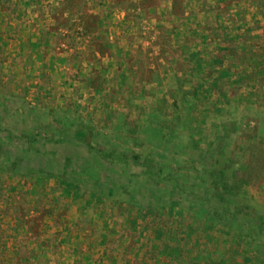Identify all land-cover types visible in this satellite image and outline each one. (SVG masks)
<instances>
[{"label": "rangeland", "instance_id": "obj_1", "mask_svg": "<svg viewBox=\"0 0 264 264\" xmlns=\"http://www.w3.org/2000/svg\"><path fill=\"white\" fill-rule=\"evenodd\" d=\"M24 1L0 0V125L4 130L13 136L22 132L44 136L50 129L48 134L57 136L59 130L73 131L84 125L92 131L88 134L93 144L121 147L125 142L122 144L117 132L125 115L141 120L137 127L146 135L151 133L146 118L155 117L162 107L174 111L172 103L177 96L188 135L204 142L229 135L231 146L223 162L228 161L237 140L241 146L249 138L256 143L252 153L260 169L254 170L256 183H248L245 190L257 214L264 216V0H249L259 8L262 30L255 29L256 25L247 28L242 18L232 16L233 3L226 2L217 8L223 10L217 19L204 20L211 25L203 32L194 18L189 25L174 20L194 16L195 2H202V10L207 11L211 0H107L109 13L103 21L102 16L86 15V0H61L56 22L52 17L55 24L43 19V33L30 23L35 16L19 9L17 4ZM34 6L31 3V10ZM54 10L49 7L39 12L48 19L56 15ZM98 21L103 23L101 29ZM45 37L48 42L37 56L32 45L45 42ZM241 49L244 51L238 53ZM253 59L259 62L253 63ZM176 77L190 82L179 86ZM191 102L196 103V109L189 112ZM25 112L33 113L27 118ZM6 136V131H0L1 139L6 141ZM71 139L68 144L43 141L40 151L22 140L7 142L14 156L22 158L24 169L56 168L62 172L68 161L72 178L87 182V186H91V178L104 181L107 168L102 161L75 137ZM151 139L155 142L154 136ZM154 142L150 154L168 164L176 165L184 157L189 162L199 154L195 146L177 154L176 142L168 150L164 145L157 148ZM187 142L191 144L190 138ZM204 147L203 143L201 149ZM134 150L141 152L142 148ZM243 151L238 156L242 165L249 158V151ZM208 161L207 155L197 168L203 171ZM128 166H123L122 183L133 191L140 187V192L147 191L141 177L129 180L130 174H140L142 168ZM0 167H4V159H0ZM25 172L0 173V264H161L182 248L161 226L155 225L144 237L139 210L129 206L124 196L111 207V201L99 193L82 194L78 183L54 179L44 183L28 178ZM117 174L115 170L109 173L111 178ZM171 187L169 182L153 186L149 193L155 196L146 201L168 199ZM139 200L146 204L140 196ZM213 204L220 207L215 198ZM181 209L172 204L162 216L165 222L180 221L177 226L183 238L198 242L194 224L202 220L203 238L216 246L218 255L233 257V264H264V227L244 221L237 226L243 230L240 238L231 239L209 223L206 211L197 209L190 217ZM121 234L126 237L119 240ZM214 249L209 254H215ZM193 260L204 264V257Z\"/></svg>", "mask_w": 264, "mask_h": 264}, {"label": "trees", "instance_id": "obj_2", "mask_svg": "<svg viewBox=\"0 0 264 264\" xmlns=\"http://www.w3.org/2000/svg\"><path fill=\"white\" fill-rule=\"evenodd\" d=\"M34 46L33 44L32 48H34ZM0 52H2L1 46ZM201 59L202 57L199 54L198 60ZM189 82L190 81L185 77H176V83L179 86H183ZM175 94H178V92ZM179 94H181V92H179ZM174 96L175 95H173V97ZM178 103V97L175 96L172 103L174 111L168 112V109L166 110L162 107L157 110L158 112L155 117L152 118L148 116L146 118V124L149 127L148 130L151 129V133L146 135H142L138 130L137 126L139 125L137 124L141 120H138L130 114L125 115L123 118L124 122L117 132L118 136L123 140L122 144L125 142L121 147L109 143H104V145L101 143L98 145L93 144L92 141H90L91 136L88 134L91 130L87 129L84 125H75L76 128L73 131L69 129H65V132L59 130L57 131V136L54 133L48 134L50 133V129H48L45 133L46 135L44 134L47 138L41 136L40 133L33 134L31 132L29 134L22 132L18 136H13V134L4 130L0 125V131H6L7 134L6 141L0 138V159H4V167H0V173H13L19 175L22 171H26L25 175L28 176V178H39L44 183L49 179H54L57 182L63 183H78V186L80 184L82 187L80 188L82 194L86 193V196H89L93 191L99 193L105 200L111 201L109 205L111 207H113V204L115 206L117 201L121 203L119 200H121L123 196L126 197L127 200H129V202H127L128 205L130 204L129 206L139 210L141 223L144 229V237L150 235V230L152 231L155 225L161 226V229L164 228L162 229L163 233L168 236L173 234L174 237L177 238L176 242L180 245L177 246L179 248L182 247L178 253L168 256V260H164L161 264H174L175 262L179 264H200V262L196 263L193 257L196 259L204 257V264H233V257L226 258L224 255H218L219 251L214 249L216 246L208 244L203 238L202 230L204 228V221L196 220V224H194V230L199 235L198 242H195L194 240L183 238V236L180 235L181 229L177 226L180 221L176 223L171 220L165 222L162 215L169 211L172 204L175 205V209L178 211L183 208L186 215L190 217L195 214L197 209L203 212L206 211V217L209 223L211 222V224L220 231L228 233L231 239L235 237V239L240 238V233L241 231L243 232V230H239L237 226H240L244 221L259 224L262 229V227H264V216L257 214L254 206L248 199L249 194L245 190V186L248 183H256L257 177L254 175V170L260 169L258 161L254 153H252L253 146L256 145V143L253 142L252 138H249L250 140L247 143L245 142L244 146H241V142L239 143L237 140L235 144L236 146L239 145L240 148L234 146L231 151L232 155L231 153L229 154L228 161L223 162V160L227 158L226 153L231 146L229 135L222 134L221 136H216L214 139L206 140V142L194 138L192 136L193 134L188 135L184 130L186 118H184V115L179 114ZM188 106L189 112L196 109V103L191 102ZM35 110H33V112H35ZM33 112H25L24 115L30 118ZM156 127L157 130H155ZM152 129L155 131L153 132ZM72 136L75 137L78 143L86 147L88 153L98 157V159L102 161L103 167L107 168V170L103 169L106 171L104 181H102V177L96 179L91 178L89 181L91 186H87V182L83 183L72 178L71 175H69V171L72 172L73 170L70 168L67 160L66 166L62 172H56V168L50 170L40 168L36 170L32 167H27L24 169L21 166L22 158L14 156L13 152H11L8 147V142L17 139L26 142V145H29L33 149L35 148L34 150L40 151L39 145L42 144L43 141L52 144H68L72 140ZM153 136L155 142L151 139ZM188 138H190L191 144L187 142ZM7 140L9 141L7 142ZM128 141H130L131 146H128ZM153 142L155 144L157 143V148L163 147L164 145L167 150L176 142L179 148L177 154H180V151L182 149L186 150V148H188L187 151H192V148L195 146L199 150V154L189 159L190 164L184 159L185 157L183 158L184 161L176 165L172 163L168 164L165 163V160L162 158H157L150 154L151 149L149 146ZM203 143L205 147L201 149ZM132 146L134 149L142 148V151L137 152ZM243 150L249 151V158L246 163L242 165L239 154H244ZM145 152H148L150 155H145ZM207 155L209 161L206 163L205 168L203 167V171H200L197 165H199L198 163ZM129 164L142 168L140 174H130L129 180L133 181V179H139L141 177V182L147 188V191L143 190L140 192L139 190H141V187L137 191H133L130 190L127 184L122 183L121 176L125 175V171L122 170L124 169L123 166L129 167ZM113 170L118 171V174L114 178H111L109 173ZM192 171H194L195 174H192ZM166 182L172 185L168 199L157 198V202L146 201V198L149 200L155 196L154 193H149V190L152 189L153 186L161 187L162 183ZM85 184L86 186H84ZM50 191L53 193L55 189L53 188V190ZM139 196L146 201L145 205L140 202ZM161 196H163L162 193ZM214 198L218 201L221 208L214 207ZM186 200L188 204L183 207V203ZM233 202H235V204ZM125 230L129 231V228H125ZM125 237V235L121 234L118 239L121 240ZM184 246L186 248H184ZM211 249L215 250V254H209V250ZM106 251H109V249L107 248Z\"/></svg>", "mask_w": 264, "mask_h": 264}, {"label": "crops", "instance_id": "obj_3", "mask_svg": "<svg viewBox=\"0 0 264 264\" xmlns=\"http://www.w3.org/2000/svg\"><path fill=\"white\" fill-rule=\"evenodd\" d=\"M60 1L61 0H56L55 2H53V0H50V1L49 0H26L24 2H19L17 5L19 6V9L21 7L24 8L23 11H25V13L27 11H29V12L32 13V15L35 16V18H33L32 20H30V23H34V26L37 24L34 27V29L35 30H38L39 29V31H41V33H43V31H44L43 26L46 25L45 23H48L49 22L52 26L55 24L56 18L60 14V12H59V9H60L59 8V6H60V3L59 2ZM211 1L210 2H211V5L212 6L210 5L207 11L202 10L203 9V3L202 2L201 3L200 2H195L194 3L195 4L194 5V7H195L194 9L196 10V13H195L194 16L181 17V18H178V20H174V22L180 21L182 24L189 25L188 23L191 22V19L192 18H194L195 19V25L197 27H201L203 29L202 30V32H203L204 31V28H206L207 25L208 26L211 25V24H207V22H205L204 20H206L208 18H210V20H212L213 18L217 19L218 18V13L220 11H223V10H220V9H217V8L219 6H224V4L226 2H228V3H231L232 2L233 3L232 6L234 7V14H232V16H234L235 18H239V17L242 18L241 23L244 24L245 26H247V28L250 27V26H252V25H254V26L256 25L255 29H259V30H262L263 29L262 28V22H263L262 16H259V14L257 12V10L259 8L257 7V9H255V7L252 6V4H251V2L249 0H245L243 2L242 1H238V2L235 1V2H233L232 0H211ZM31 3L32 4H35V6H34V8L32 10H31ZM85 4H86V12H87L86 15L95 14V15H98V16H102L100 18V20L102 19V21H103L104 16H107L108 13H109V12H106V8L108 6L107 0H86V3ZM184 5H186V4H184ZM184 5H183V8L186 7V10L189 9V8H187V6H184ZM250 5L252 6L251 9L249 8ZM242 6L245 7V10H242ZM258 6H260V5H258ZM28 7L30 8L29 10H28ZM49 7H50L51 11L53 9H55L53 11V13L56 14V15H52V16L50 15V18L51 19L50 18L47 19V16H44L43 17V13L41 15L40 12H39L41 10L42 11H46ZM168 7L170 8V6H168ZM246 8H249L250 10L249 9L246 10ZM230 11H233V10L230 9ZM38 14L40 16L37 17ZM53 16L55 17V22H54V20L52 18ZM43 19H45L44 20L45 23H43ZM97 24H98V28L99 29H101L103 27V25H102L103 23H101V21L100 22L98 21ZM234 24L235 23H233V25ZM87 25L88 24L86 22V29H88V26ZM176 27H178V25ZM195 32H196V30H195ZM202 35H204V33ZM38 37L37 36H33V38H35L37 41H39L40 39H38ZM44 39H45V42H43V43L42 42H39V44L37 43L35 45L36 46L35 47V50H36L37 56L40 55V48L41 47H44L47 44V42H48V38L47 37H45ZM37 41H35V42H37ZM238 47L241 48L242 46H238ZM240 51H244V50L241 49V50H239L238 53H240ZM252 62L255 63V62H259V61H255V59H253Z\"/></svg>", "mask_w": 264, "mask_h": 264}]
</instances>
